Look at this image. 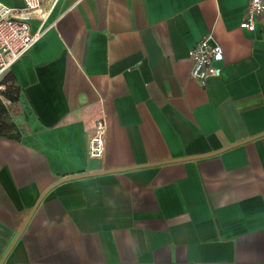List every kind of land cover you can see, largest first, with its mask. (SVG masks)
I'll list each match as a JSON object with an SVG mask.
<instances>
[{
    "label": "crops",
    "instance_id": "crops-1",
    "mask_svg": "<svg viewBox=\"0 0 264 264\" xmlns=\"http://www.w3.org/2000/svg\"><path fill=\"white\" fill-rule=\"evenodd\" d=\"M247 7L44 0L5 82L19 127L0 99V264H264V14L242 28ZM208 34L224 60L201 86L189 50Z\"/></svg>",
    "mask_w": 264,
    "mask_h": 264
},
{
    "label": "built area",
    "instance_id": "built-area-1",
    "mask_svg": "<svg viewBox=\"0 0 264 264\" xmlns=\"http://www.w3.org/2000/svg\"><path fill=\"white\" fill-rule=\"evenodd\" d=\"M44 0H23V6L17 7L0 0V99L16 126L20 118L11 109L14 99L5 94L7 85L4 82L12 65L28 51L39 34L32 31L31 20L34 14L42 10ZM264 14V0H248L245 18L240 23L242 28L256 30L257 22ZM212 35L204 36L189 50L193 60L191 75L205 86L207 80L222 73L224 49L221 44L212 42ZM21 96L18 100L20 101ZM107 121L104 116L98 117L88 139V154L91 157H102L106 151Z\"/></svg>",
    "mask_w": 264,
    "mask_h": 264
},
{
    "label": "trees",
    "instance_id": "trees-1",
    "mask_svg": "<svg viewBox=\"0 0 264 264\" xmlns=\"http://www.w3.org/2000/svg\"><path fill=\"white\" fill-rule=\"evenodd\" d=\"M13 78L11 75H7L4 79V82H9V81H12ZM5 94L7 96H9L11 99H14L16 100L18 98V90L17 88H11L10 86L7 87L6 91H5Z\"/></svg>",
    "mask_w": 264,
    "mask_h": 264
}]
</instances>
